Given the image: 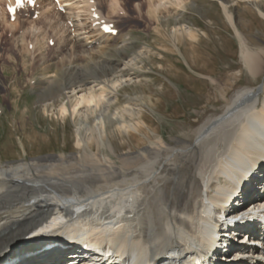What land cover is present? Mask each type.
I'll return each mask as SVG.
<instances>
[{
    "label": "bare ground",
    "instance_id": "bare-ground-1",
    "mask_svg": "<svg viewBox=\"0 0 264 264\" xmlns=\"http://www.w3.org/2000/svg\"><path fill=\"white\" fill-rule=\"evenodd\" d=\"M11 1L2 0L5 5ZM89 1L81 0L90 26L100 35L93 47L83 39L72 42L70 35H64L70 23L80 24L79 15L70 7L69 14H59L56 21L41 14L43 25L34 29L42 32L29 30L34 36L32 49L28 44L22 46L27 57L40 56L27 68L31 75L26 81L35 88L40 86L39 92L57 90L56 97L45 100L42 112L70 118L80 151L30 162L0 163V256L31 245L35 231L50 219L49 227L60 232L50 234L49 240L54 241L49 248L23 256V264H63L69 251L77 249L76 240L96 252L109 249L121 256L132 255L136 264H263L264 211L257 210L264 205V81L257 90L238 88L221 114L195 131L193 141L186 134L185 140L176 138L172 144L156 137L139 151L129 147L121 154L111 150L114 158L101 155L100 147L109 136L135 133L149 138L148 132L155 131L144 117V98L128 96L123 105L119 102L124 87L148 83L147 78L140 80L129 73L142 70L140 64L148 53L139 51L108 66L107 53L113 50L120 55L127 41L122 35L113 37L100 31L101 18ZM156 1L153 15L167 0ZM27 10L26 6L21 9ZM257 11L264 19V13ZM11 27L17 28L15 34L22 32L20 24ZM234 28L244 68L251 77L264 75V50H248L240 36L244 28L237 24ZM51 32L59 42L46 47L42 41L50 38L47 35ZM25 34L21 33V41ZM172 34L178 41L197 39V32L185 25L173 27ZM48 52L53 58L46 57ZM19 55L21 58V52ZM58 56L64 57L58 61ZM185 60L192 73L209 74L202 65L195 67L197 57L194 62ZM52 66L56 72L50 75ZM220 92L223 97L228 94ZM92 144L97 152H91ZM225 205L229 218L244 215L234 225L245 232L247 244L241 240L237 244L231 236L238 231L228 232L226 222H216L217 209ZM217 227L216 235L224 236V249L217 246L212 234ZM172 253H176L174 258Z\"/></svg>",
    "mask_w": 264,
    "mask_h": 264
},
{
    "label": "rangeland",
    "instance_id": "rangeland-1",
    "mask_svg": "<svg viewBox=\"0 0 264 264\" xmlns=\"http://www.w3.org/2000/svg\"><path fill=\"white\" fill-rule=\"evenodd\" d=\"M62 1L60 6L63 10L60 12L54 10L53 0H38L36 9L30 8L27 13L21 12L15 22L9 20L0 0V45L6 47L4 49L0 46L1 164L20 160L30 162L35 158L66 156L80 151L75 146V130L70 118L59 119V116H47L48 114L42 112L45 100L56 97L57 90L48 88L46 92H39L40 86L35 88L26 81L31 75L27 68L40 56L36 58V54L30 56L27 54V57L22 46L28 44L29 50L33 46L34 36L29 30L35 34L42 32L35 30L43 25L42 12L53 21L57 20L59 14L61 16L69 14V7L77 13L80 24L74 22L70 24V29L63 30L64 35H70L72 42L75 39H83L84 42H88L87 46L93 47L94 41L100 37L96 28L90 26L81 0H66L67 6H64L65 3ZM157 2L89 1L93 4L92 9L101 14V18L113 24L117 34L124 36L127 41L125 50L120 55L113 50L107 53L108 66L119 64L139 51L148 53V58L140 64L142 70L129 72L134 78L136 76H139L140 80L147 78L148 83L124 87L120 90L119 102L123 105L128 96L144 98L143 114L151 130L155 131L148 132L149 138L144 134L135 133L129 137L109 136V140L104 141L105 144L100 147L101 155L114 158L113 152L121 154L129 147V150L139 151L156 137H163L170 144L176 138L185 140L186 135L193 141L194 133L201 124L220 115L237 90L244 87L257 90L264 81V75L251 77L244 68L240 54L241 43L234 30L236 24L244 28V34L240 36L248 50L256 53L264 50V19L257 11L264 13V0H258L257 5L254 2L250 3L249 0H167L159 9L157 8V13L154 11L156 15H153ZM177 2L185 4L176 6ZM12 24L23 26L22 32H26L24 43L20 37L22 32L15 34L17 28L11 27ZM178 25L195 30L196 41L191 42L188 39L178 41L172 34V28ZM74 28L77 30L76 33L72 32ZM47 30L49 29H46V32L50 33ZM52 33L47 35L52 39L51 42H46L50 38L45 40V37L42 41L46 47L59 42V37ZM20 52L23 55L21 58ZM40 54L41 52H38V55ZM50 54L51 52L46 54L48 59L53 58V54ZM63 57L58 56L57 60ZM196 57L198 65L194 66L197 68L202 65L209 74L199 75L192 73L194 70H189L185 59L194 62ZM23 58L25 65L22 68ZM57 60L53 63L57 64ZM55 69L56 66L50 69V75L56 72ZM233 76L236 78L233 79ZM221 90L228 93L226 97L222 96ZM147 100L153 102L154 106ZM57 104L56 101L55 105ZM94 144L91 145V152H97ZM184 171L187 173L188 167H185ZM20 248L19 251H22Z\"/></svg>",
    "mask_w": 264,
    "mask_h": 264
},
{
    "label": "snow or ice",
    "instance_id": "snow-or-ice-1",
    "mask_svg": "<svg viewBox=\"0 0 264 264\" xmlns=\"http://www.w3.org/2000/svg\"><path fill=\"white\" fill-rule=\"evenodd\" d=\"M28 2L29 3H33V0H28ZM57 2H59V0H57ZM17 3L19 4L20 3V0H17ZM10 11H12V12H14L15 11V9H10ZM106 31H112V29H110V28H107L106 27V29H105Z\"/></svg>",
    "mask_w": 264,
    "mask_h": 264
}]
</instances>
